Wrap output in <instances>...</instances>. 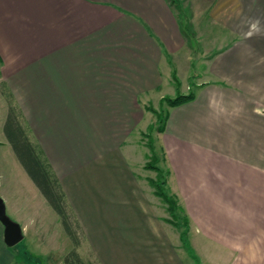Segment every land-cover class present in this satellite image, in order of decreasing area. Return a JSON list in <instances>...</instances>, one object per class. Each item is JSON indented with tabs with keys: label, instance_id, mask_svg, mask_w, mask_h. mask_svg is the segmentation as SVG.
Wrapping results in <instances>:
<instances>
[{
	"label": "crops",
	"instance_id": "obj_1",
	"mask_svg": "<svg viewBox=\"0 0 264 264\" xmlns=\"http://www.w3.org/2000/svg\"><path fill=\"white\" fill-rule=\"evenodd\" d=\"M248 17L264 20V0H0V83L73 218L89 238L100 229L116 264L131 249L117 248L115 230L146 228L140 160L134 171L127 161L132 136L146 104L174 75L187 78L192 47L204 46L216 47L209 79L167 105L159 131L169 181L198 232L188 237L196 262L264 264V37L244 38ZM15 197L1 195L17 220L7 215L31 227ZM3 228L0 264H12ZM168 241L176 259L164 264H188L180 236V246Z\"/></svg>",
	"mask_w": 264,
	"mask_h": 264
},
{
	"label": "rangeland",
	"instance_id": "obj_2",
	"mask_svg": "<svg viewBox=\"0 0 264 264\" xmlns=\"http://www.w3.org/2000/svg\"><path fill=\"white\" fill-rule=\"evenodd\" d=\"M223 39L224 37H220V40ZM215 48L216 47L205 46L192 47L193 51H195V58H192V64L190 65L191 69L188 72L187 78L186 73L184 76L182 75L181 78L174 75V77H172V82H174L173 86L175 90L172 91V89H174L173 86H170V88L167 86L164 87L163 97L156 95V97L152 98L144 108L145 115L142 119V124L139 126V131L134 132L132 136L133 141L131 143L134 144V146L129 152L127 161L131 163V165H129L134 171V156L140 160V164H137L136 168L140 173L142 182L147 188L146 191L144 187L146 196L144 195L145 197L141 198L145 208L143 214L146 216L144 220L146 228L136 229L133 225L129 229L123 230V234H121V230H115L117 234L123 237L124 241L123 244L119 245L117 248H120L119 250L122 252L124 249L123 247H129V250L131 249V253L127 252L128 255L124 253L123 257H126L123 258V260L120 259L117 261L118 264H125L126 262L129 264H135V262L136 264H144V262L147 264H164L166 261L176 259L175 255L170 253L171 250L168 240L170 239L173 243L177 242L179 229L165 220L166 218L173 220L174 217L166 209L165 202L154 194V183L153 181L152 183L150 182L151 179H158V176L161 175L160 170L162 173L160 179H162L165 170L170 168L164 158V153L160 145V133L158 129L161 125L160 117H157L153 111H156L158 115L161 114L162 110L164 111L167 107L165 97H173L177 93L185 94L193 90L196 82H203L209 79L210 76L206 70V63L208 57ZM183 71L182 69L181 72ZM8 96L3 84L0 83V196L6 194L9 190L16 193L15 198L17 204L22 206L23 209L28 206L26 211H28V217L32 223L31 227L21 228L23 235L22 239L15 245H12L16 253V259L12 264H64L63 257L72 248H75L85 264H116V262L108 258L109 251L107 250L109 249L113 256L116 255L118 251L113 248V245L105 243V240L99 236L100 229L94 231V233L91 234V238H89L75 220L73 222V228L77 236V245H75L71 237L65 232L60 216H56L57 214L50 204L43 202V200L41 202L42 197L38 187L31 181L26 170L14 153L11 144L6 140L2 129L3 118L8 107ZM150 144L153 146L152 149L150 148ZM151 163L157 165L160 170L146 166V164L149 165ZM169 177L170 176L167 174L165 189L167 192L177 197L175 193L176 185L173 180L169 181ZM132 198L134 200V186ZM144 198H147L146 202ZM180 198V202L184 204L183 197ZM38 209L39 214L37 215L35 213L38 212ZM7 212L12 219L17 220V215L11 213L9 210H7ZM176 212V214L182 218L183 213L178 210ZM190 220L187 240L189 237L193 244L194 237L198 232L196 231L194 222L192 219ZM131 221L127 223L134 224V220ZM180 221H182V219ZM185 225V223H182V228L185 227ZM93 236L98 244H96V241L92 242ZM146 241L148 243H146ZM178 245H181L180 242ZM180 248L181 250L177 251L180 252L179 255H181L182 259H185L188 264H199L196 260L191 259V256L190 258L187 255L182 246H180ZM97 250H100L101 257L106 259V261L100 258V254ZM114 257L116 258V256ZM132 257L134 259H130Z\"/></svg>",
	"mask_w": 264,
	"mask_h": 264
},
{
	"label": "trees",
	"instance_id": "obj_3",
	"mask_svg": "<svg viewBox=\"0 0 264 264\" xmlns=\"http://www.w3.org/2000/svg\"><path fill=\"white\" fill-rule=\"evenodd\" d=\"M193 97V92L189 91L185 94L177 93L173 97H165V101L168 106H174L189 101ZM153 112L157 115V117H160L161 125L158 129L159 131H162L166 120V111L162 110L161 114L159 115L156 111ZM21 119L22 114L19 108L9 98L8 109L2 127L6 140H8V142L11 144L14 153L16 154L18 160L26 170L29 177L44 195L50 206L60 216L62 226L67 235L70 236L75 245H77L76 231L73 228V222L75 219L73 218L71 210L66 202L64 193L61 190V187L54 176V173L52 172L42 150L35 144V142H32L29 139ZM150 148H153L151 144ZM146 166L160 170L157 165H154L153 163L149 165L146 164ZM160 174L162 175L161 170ZM167 174L169 175V169L165 170L162 179H160L161 175H159L158 179H156L157 181L152 179L150 180L151 183L152 181L154 183V194L162 199L163 202H165L166 209L174 217L173 220H170L169 218H166L165 220L169 221L179 229V236L185 248L187 249V252L193 260H197L187 240L189 217L185 213L183 206L179 203L178 197L170 194L165 189V185L167 183ZM177 210L183 213L182 218L176 214ZM181 219L182 221H180ZM182 223L186 224L183 228ZM63 262L64 264H85L75 248L70 249L64 255Z\"/></svg>",
	"mask_w": 264,
	"mask_h": 264
},
{
	"label": "water",
	"instance_id": "obj_4",
	"mask_svg": "<svg viewBox=\"0 0 264 264\" xmlns=\"http://www.w3.org/2000/svg\"><path fill=\"white\" fill-rule=\"evenodd\" d=\"M0 222L3 225V240L7 246L15 245L22 239V230L18 222L12 220L6 213L5 204L0 196Z\"/></svg>",
	"mask_w": 264,
	"mask_h": 264
},
{
	"label": "clouds",
	"instance_id": "obj_5",
	"mask_svg": "<svg viewBox=\"0 0 264 264\" xmlns=\"http://www.w3.org/2000/svg\"><path fill=\"white\" fill-rule=\"evenodd\" d=\"M247 31L243 33L245 39L264 37V20L260 17L247 18Z\"/></svg>",
	"mask_w": 264,
	"mask_h": 264
}]
</instances>
